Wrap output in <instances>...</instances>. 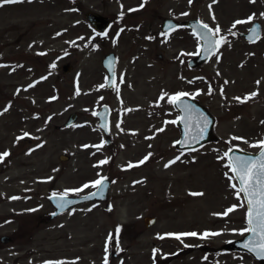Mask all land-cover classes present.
I'll use <instances>...</instances> for the list:
<instances>
[{"label":"rangeland","instance_id":"1","mask_svg":"<svg viewBox=\"0 0 264 264\" xmlns=\"http://www.w3.org/2000/svg\"><path fill=\"white\" fill-rule=\"evenodd\" d=\"M88 10L109 17L110 28L96 32ZM165 16L219 26L226 42L185 71L181 61L199 41L184 29L162 35ZM255 20L262 37L248 44L239 33ZM108 52L116 56L110 89L101 65ZM181 92L215 117L217 141L176 149L178 114L168 99ZM101 104L110 107L109 145L93 115ZM72 112L77 120L64 127ZM260 117L264 0H23L0 11V154L8 153L0 160V237L9 238L0 241V264H257L222 245L247 228L224 154L229 145L257 148ZM103 178L112 182L106 202L49 218L48 195L86 194ZM145 216L156 223L146 228Z\"/></svg>","mask_w":264,"mask_h":264},{"label":"snow or ice","instance_id":"2","mask_svg":"<svg viewBox=\"0 0 264 264\" xmlns=\"http://www.w3.org/2000/svg\"><path fill=\"white\" fill-rule=\"evenodd\" d=\"M4 3L10 4V3H17L20 2V0H3ZM192 0H189V3H191ZM215 2V0H214ZM252 20V17H249L247 21H241L237 20L233 23L232 27L235 28L236 25L243 24L250 22ZM198 28L204 29L206 31H202L199 33H196L194 31V34L198 35V38L200 40H203L204 42V51L208 54H215V52L219 49L220 45L222 43L226 42V38L223 36H220L221 29L219 26H217L215 29L209 28L207 24H199ZM250 36L249 40L250 42L253 41L255 38H257V30L256 28H252L250 30ZM234 34V33H233ZM214 37H219L214 38ZM52 67H55V65H52ZM107 79V78H106ZM122 82V78H121ZM259 83V82H258ZM101 87H104V85H101ZM211 91V89H210ZM77 94H79L77 92ZM164 95L162 94L160 99L164 98ZM188 93H178L174 96L169 97L168 102L171 104L176 105L178 101L181 100L182 97L188 96ZM251 95H255V93H252ZM251 98V97H248ZM239 99V98H237ZM247 99V98H246ZM243 102V101H241ZM183 110L186 113L191 114L193 111L192 107L190 105H183ZM106 111V110H105ZM93 115H97V113L93 112ZM200 120L203 121V123H200L199 121L196 123V129L199 132V135H193L192 138L194 140H199L203 137V132L207 127L208 121L201 117ZM175 123V121H173ZM103 127V125H101ZM191 120H189L188 124H186L187 128H191ZM119 127V125H117ZM162 131V129H161ZM27 135V134H25ZM260 148L259 156L256 158L252 157H244V156H231L229 157V153L226 152L224 154L225 157H229L228 164L226 165L230 171L232 172V176L229 177L230 180H236L238 182L237 184H230V187L235 190V195L238 200H243V203L239 205V207L247 206L246 211V220L248 227L241 230V235L244 233L250 232L253 235V239L249 243H245L243 247L247 249L249 252H254L255 255L260 256L261 258H264V141H260L258 145H255ZM8 155L7 152L0 154V160H2L4 157ZM147 157H145V160ZM176 159H179L177 157ZM144 161H141L140 163H143ZM101 164L107 163V161H100ZM170 163H175V160L171 161ZM130 167L132 165H129ZM165 167H168V165H165ZM104 183L103 179L96 180L92 183V187H100ZM84 188L89 187V185L85 184L83 186ZM82 189H77L74 191H81ZM68 195L67 192H65L62 196L59 197V205L60 207H64L69 203H72L71 201H66L65 197ZM92 195H96V193H93ZM190 195H202V193H190ZM13 199H16V197H13ZM237 208V205H233L232 207L228 208L223 215H227L228 213L234 211ZM119 232V228L117 229V233ZM218 233H204L203 235L206 237L208 235H217ZM168 235H175L176 239H180V237L183 236H197L198 234L195 232L192 233H184V234H168ZM258 237V240L256 239ZM111 239V234L110 237ZM161 239L163 237H160ZM203 238V237H202ZM107 251V247H106ZM105 264H107V257L105 258Z\"/></svg>","mask_w":264,"mask_h":264},{"label":"water","instance_id":"3","mask_svg":"<svg viewBox=\"0 0 264 264\" xmlns=\"http://www.w3.org/2000/svg\"><path fill=\"white\" fill-rule=\"evenodd\" d=\"M85 17L88 19V21L96 28L98 31H104L109 26V21L107 18L101 17L100 15L94 13V12H87L85 14ZM201 24L197 21H175L173 19H164L162 24V29L167 30L169 28H172L174 26H187L190 27L194 33L206 31L204 29L198 28V25ZM252 28H256L257 30V38L261 34V26L259 23H253L251 27L248 29L246 33H243L242 36H244L245 39L249 40L250 36V30ZM196 35V34H195ZM198 38V35H196ZM215 38V37H214ZM257 38H255L253 41H255ZM199 39V38H198ZM200 40V39H199ZM201 41V46L198 51L197 59L194 60V62H201L203 60H206L210 57L211 54H208L204 51V42ZM250 41V40H249ZM102 65L106 68L108 73V81L107 86L111 87L114 80H115V74H114V65H115V57L113 53L106 54L102 59ZM69 66L64 67V71H69ZM190 105L193 109L191 114L186 113L183 110V105ZM175 109L178 111V117L176 120V123L180 130V137L176 143V147L179 149H192L196 148L209 140H211V130L214 124V118L209 114V112L206 110L205 107L198 104L196 101L190 98H181L180 101L177 102L176 105H174ZM106 110V111H105ZM107 114L108 110L106 106L102 107V110L97 113L99 117V125H103V130H106V124H107ZM203 117L208 121L207 127L203 132V137L199 140H194L192 138L193 135H199L198 130L196 129V123L199 121L200 123H203L200 118ZM75 119V115L72 114L68 121L65 123V125H68L72 123V121ZM189 120H191V128H187L186 124H188ZM231 156H244V157H252L256 158V154L241 152L237 150H232L229 154V157ZM61 159H64V155L60 156ZM104 183L100 187H96L93 191L86 195L77 196V197H70L66 196V201H71L72 203L67 204L64 207H60L59 205V197L62 196V194H53L48 197V201L52 204L54 207V212L50 215V217H54L57 214H60L64 211H66L68 208L74 206L75 204H79L82 202H89L92 200H104L106 198L107 190L110 185V181L104 179ZM93 193H96V195H92ZM145 225L150 226L154 223L155 218L153 217H146L145 219ZM253 239L252 233L248 232L245 236H243L240 239L232 240L224 244V248L227 250H239L244 251L248 254H250L255 260L258 261L259 264H264V258H261L260 256L255 255L254 252H249L247 249L243 247L245 243H249ZM258 240V237L256 238ZM3 240H6L5 238Z\"/></svg>","mask_w":264,"mask_h":264},{"label":"flooded vegetation","instance_id":"4","mask_svg":"<svg viewBox=\"0 0 264 264\" xmlns=\"http://www.w3.org/2000/svg\"><path fill=\"white\" fill-rule=\"evenodd\" d=\"M22 1L23 0H20V2H17V3H10V4H0V11H5V10H7V9H10V10H15V9H17L20 5H21V3H22ZM202 23H209V22H206V21H203V20H201V19H199ZM253 22V21H252ZM251 22V23H252ZM178 29H180V28H178ZM175 30H177V29H173V30H171V31H169L167 34H171V33H173V32H175ZM187 31H188V29H186ZM192 57H194V53L192 52L189 56H187V57H185L182 61H181V63H182V65L184 66V70L185 71H191V72H194V68H190L189 67V63H188V61H189V59L190 58H192ZM198 67H200V66H197L196 68H198ZM191 86H193L194 87V77L192 78V80H191ZM232 121H235V122H237V118H235V117H232ZM262 119H264V117H260L258 120H257V123H256V130L258 131V133L260 132H262V133H264V121L262 120ZM264 141V140H263ZM241 149V150H245V151H248L249 153H253V154H256L257 155V157L259 156V153H260V148L259 147H257L256 149H243V148H241V147H238V146H233V145H229L228 147H227V151L226 152H230V150H232V149ZM226 159H227V162H228V160H229V158L228 157H226ZM246 211H247V206L245 205V212H244V216H245V219H246Z\"/></svg>","mask_w":264,"mask_h":264}]
</instances>
